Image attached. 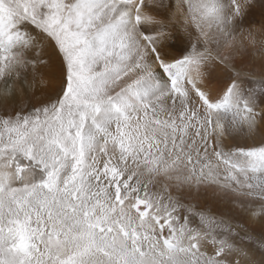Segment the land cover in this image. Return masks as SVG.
Wrapping results in <instances>:
<instances>
[{
    "label": "snow or ice",
    "instance_id": "6c2138e0",
    "mask_svg": "<svg viewBox=\"0 0 264 264\" xmlns=\"http://www.w3.org/2000/svg\"><path fill=\"white\" fill-rule=\"evenodd\" d=\"M0 264H264V0H0Z\"/></svg>",
    "mask_w": 264,
    "mask_h": 264
}]
</instances>
